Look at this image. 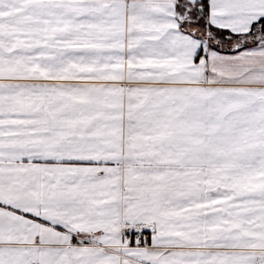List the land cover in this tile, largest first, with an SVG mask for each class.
Instances as JSON below:
<instances>
[{"label":"snow or ice","instance_id":"1","mask_svg":"<svg viewBox=\"0 0 264 264\" xmlns=\"http://www.w3.org/2000/svg\"><path fill=\"white\" fill-rule=\"evenodd\" d=\"M0 264H264V0H0Z\"/></svg>","mask_w":264,"mask_h":264}]
</instances>
